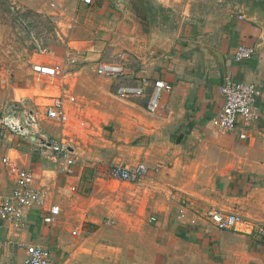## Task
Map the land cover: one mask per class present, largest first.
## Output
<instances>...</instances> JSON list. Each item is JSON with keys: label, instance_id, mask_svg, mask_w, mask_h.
I'll use <instances>...</instances> for the list:
<instances>
[{"label": "crops", "instance_id": "0c3cea01", "mask_svg": "<svg viewBox=\"0 0 264 264\" xmlns=\"http://www.w3.org/2000/svg\"><path fill=\"white\" fill-rule=\"evenodd\" d=\"M23 2L58 17L67 42L51 50L54 58L32 55L15 68L0 66V127L5 115L23 126L0 135V195L15 187L5 157L50 191L25 227L0 221V264H21L30 244L49 247L57 264H264L263 238L198 217L213 207L264 223V22L246 13V0H145L146 43L129 0ZM240 45L256 53L238 62ZM98 61L124 62L172 88L152 113L147 97L118 96V81L99 75ZM38 65L65 70L51 76L36 71ZM227 74L259 87L260 117L221 134L212 119L225 102ZM58 96L64 122L47 114ZM30 114L36 123L26 122ZM34 133L62 141L76 158L75 173ZM140 162L149 172L139 183L109 174L114 164ZM121 183L132 185L136 213L125 212ZM52 205L61 212L50 224L43 216Z\"/></svg>", "mask_w": 264, "mask_h": 264}, {"label": "built area", "instance_id": "2783aa9c", "mask_svg": "<svg viewBox=\"0 0 264 264\" xmlns=\"http://www.w3.org/2000/svg\"><path fill=\"white\" fill-rule=\"evenodd\" d=\"M81 1L85 3L92 2V0ZM239 17H243V15H239ZM255 53L256 48L254 46L240 45L234 53V58L236 61L241 62L252 58ZM69 60L75 62V59ZM34 69L51 76L61 75L65 70L63 65L57 67L38 65L34 66ZM95 69L99 75L118 81L116 89L118 96L128 99L147 97V109L152 113L160 109L164 94L172 88L165 79H152L147 75L139 76L126 63L120 61H98ZM223 93L225 102L212 119V123L219 133L232 132L239 126L249 127L258 120L260 109L257 101L261 95V90L255 83L237 81L227 74L223 84ZM47 114L49 117L61 122L66 120L64 98L62 96L54 97L48 106ZM1 120L0 135L5 134L8 129L18 131L23 127L20 121L13 120L10 115L3 116ZM36 120L33 114L26 118V122L29 124L36 123ZM33 136L40 146L48 147L54 152L56 159L64 164L67 173H75L76 158L62 141L54 137H46L43 134L34 133ZM240 136L246 138L247 133H242ZM3 163L7 167L9 175L14 178L15 187L10 194L0 195V221L23 228L26 226L29 215L35 207H45L50 191L45 187L36 186L33 173L19 166L11 158H3ZM148 172L149 166L144 162H140L133 166L114 164L111 166L109 174L112 178L118 180L139 183L146 178ZM73 190H76V188L73 187ZM60 212L59 205H52L45 212L43 219L45 222L52 224L57 220ZM185 215V211L181 210L180 216L184 217ZM207 215L219 229L238 230V225H244V227L250 228V233L254 232L264 238L263 225H251L250 221H247L238 213L211 209ZM155 220L156 217L153 216L151 221ZM21 264L57 263L49 247L30 244L26 247V257Z\"/></svg>", "mask_w": 264, "mask_h": 264}, {"label": "rangeland", "instance_id": "374dc122", "mask_svg": "<svg viewBox=\"0 0 264 264\" xmlns=\"http://www.w3.org/2000/svg\"><path fill=\"white\" fill-rule=\"evenodd\" d=\"M25 5L26 4L23 0H0V66L3 65L6 66V68H15L21 65L25 60L29 59L32 55H44L46 57L54 58L56 55H54L51 50H54L55 52L56 49L60 50L61 48L66 47L67 36L60 26L59 18L53 17L52 14H40L35 8L27 7ZM49 6L54 9L58 8V5L56 7L49 4ZM119 189L124 191V201L126 205L125 212L136 213L139 204L136 203V194L132 185L121 183L119 184ZM185 200L186 199H184L185 204L188 205L189 201ZM147 209V213L150 214V208ZM211 209L217 208L211 207L205 209L198 214V217L201 216L210 221L217 228L207 215L208 211ZM217 210L228 212L221 209ZM144 211L146 210L142 209V212ZM238 214L247 221H250L251 225L255 224L264 226V223L258 220L248 218L241 213ZM198 217H193L190 223L197 224ZM193 220H195V222H193ZM237 229L240 231L243 229L250 231V228H246L244 225H238ZM251 234L260 237L254 232ZM262 238L263 237H261V239Z\"/></svg>", "mask_w": 264, "mask_h": 264}, {"label": "water", "instance_id": "95a60500", "mask_svg": "<svg viewBox=\"0 0 264 264\" xmlns=\"http://www.w3.org/2000/svg\"><path fill=\"white\" fill-rule=\"evenodd\" d=\"M249 4L247 14L264 22V0H246ZM130 17L137 23L139 36L146 43L150 34V16L145 0H129Z\"/></svg>", "mask_w": 264, "mask_h": 264}]
</instances>
